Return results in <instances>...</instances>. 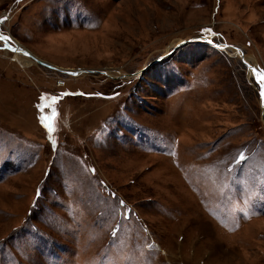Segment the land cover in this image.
Masks as SVG:
<instances>
[{"label":"rangeland","instance_id":"374dc122","mask_svg":"<svg viewBox=\"0 0 264 264\" xmlns=\"http://www.w3.org/2000/svg\"><path fill=\"white\" fill-rule=\"evenodd\" d=\"M4 37L0 264H264V0H0Z\"/></svg>","mask_w":264,"mask_h":264},{"label":"water","instance_id":"95a60500","mask_svg":"<svg viewBox=\"0 0 264 264\" xmlns=\"http://www.w3.org/2000/svg\"><path fill=\"white\" fill-rule=\"evenodd\" d=\"M0 40H2V39H0ZM6 45H8V48H9V50L11 51V52H14L15 51V47H16V45L15 44H13L12 43V45L10 44V42L9 41H7V44ZM235 50H237L236 48H234ZM24 51V50H23ZM24 53H26V55H29L30 56V54L28 53V52H26V51H24ZM35 59V58H34ZM242 60H243V56H242ZM35 61L37 62V63H39L40 65H44V66H46V67H48V68H50V69H57L58 71H60V72H62V73H66V74H69V75H75V74H78L77 72H82V71H77V72H74V71H67V70H63V69H58V68H55V67H53V66H51V65H47L46 63H44V62H41V61H39V60H37V59H35ZM157 61H159V59L158 60H155V62H157ZM243 63H244V65H245V67H247V68H249V69H253L248 63H245L244 61H242ZM151 66V65H150ZM150 66H148L147 68H144V69H142L141 70V72H145ZM254 70V69H253ZM87 72H92V71H87ZM101 73H103V74H105L104 72H101ZM261 119H262V121L264 122V111H262V113H261Z\"/></svg>","mask_w":264,"mask_h":264},{"label":"bare ground","instance_id":"6f19581e","mask_svg":"<svg viewBox=\"0 0 264 264\" xmlns=\"http://www.w3.org/2000/svg\"><path fill=\"white\" fill-rule=\"evenodd\" d=\"M0 39H3V41L5 40L4 42H6L7 40H9V38H5V37H4V38H0ZM16 51H17L19 54L22 53V54L26 55V53H24V51H23L19 46H17V45H16V47H15V52H16ZM28 56H29V55H28ZM32 59L35 61L34 58H32ZM251 70H252V69H251ZM74 72H77V71H74ZM77 73H79V72H77Z\"/></svg>","mask_w":264,"mask_h":264}]
</instances>
